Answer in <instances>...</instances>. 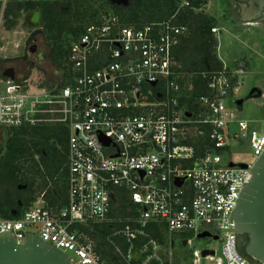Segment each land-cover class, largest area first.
I'll return each instance as SVG.
<instances>
[{"label": "built area", "instance_id": "built-area-1", "mask_svg": "<svg viewBox=\"0 0 264 264\" xmlns=\"http://www.w3.org/2000/svg\"><path fill=\"white\" fill-rule=\"evenodd\" d=\"M68 1L0 0V6L5 11L11 2ZM202 7L181 0L170 18L141 27L125 25L109 10L72 41L69 73L63 70L62 81L39 86L7 79L2 84L0 127L64 125L69 138L66 203L49 205L43 191L23 213L0 217V233H13L18 242L29 232L38 234L67 252L73 264H112L87 228L116 221L111 215L115 189L124 188L136 212L108 240L126 264H173L172 253H165L147 230L151 223L160 225L169 240L188 239L192 264H201L204 249L193 248V239L205 231L222 235L227 264H254L239 249L234 212L255 162L242 167L231 152L234 145H244L255 160L264 153V130L231 106L247 61L228 65L221 60V69L203 72L208 89L194 100L195 109L181 103L186 85L179 80L174 50L189 26L177 20L187 9ZM219 31L212 28L216 37ZM115 236L126 249L113 241ZM224 258L205 256L208 264H223Z\"/></svg>", "mask_w": 264, "mask_h": 264}, {"label": "trees", "instance_id": "trees-1", "mask_svg": "<svg viewBox=\"0 0 264 264\" xmlns=\"http://www.w3.org/2000/svg\"><path fill=\"white\" fill-rule=\"evenodd\" d=\"M79 0L67 3L11 2L6 7V15L15 10L39 9L47 37L53 44L54 56L62 69L68 74L70 63L69 49L77 40L87 23L96 21L110 9L120 21L128 26L141 27L145 23L170 18L177 10L181 0H132L128 7H101L90 14L72 7ZM194 7L200 8L206 0H191ZM62 7H67L66 10ZM177 23L189 26V32L174 50L182 84L186 85L181 103L188 102L195 109L194 100L205 94L208 77L203 72L218 70L223 62L216 49L218 39L212 32L217 27L214 17L205 10L189 8L178 16ZM6 140L0 144V217L9 218L12 211L18 214L28 208L39 194L45 191L49 205H62L67 201V161L69 132L64 125L4 128ZM26 188H19L25 186ZM112 216L118 220L112 224L95 223L94 229L87 232L97 241V249L112 264H126L124 258L115 250L108 236L114 228L130 222L136 212L129 200L127 190L117 188ZM129 220V221H128ZM114 227V228H112ZM113 229V230H112ZM147 230L161 244L168 243V237L160 225L151 223ZM113 241L126 249L121 237ZM142 238L137 240L139 245Z\"/></svg>", "mask_w": 264, "mask_h": 264}, {"label": "rangeland", "instance_id": "rangeland-1", "mask_svg": "<svg viewBox=\"0 0 264 264\" xmlns=\"http://www.w3.org/2000/svg\"><path fill=\"white\" fill-rule=\"evenodd\" d=\"M109 6L113 5L107 0H79L73 5L72 11L78 9L90 14L95 9L101 7L107 9ZM203 6L202 10L214 17L220 27L216 49L218 57L228 65H232L238 59L249 62L248 72L244 75L243 86L238 96H246L255 86L263 91V96L248 100L243 109H239L234 104L231 106L239 111L241 117L258 122L254 123L256 128L264 130V36L250 30L233 31L235 22L224 13L221 0H206ZM66 8L62 7L64 10ZM6 13L7 10L3 11L0 6V87L7 80L5 76L3 77V71L9 68H16L14 78L16 81L30 80L38 83L39 86L59 82L63 69L54 56L53 44L47 37L40 10L21 9L15 10L10 15ZM34 43L38 46L35 53L29 50ZM20 55L29 59L24 58L25 61L22 62L23 58L21 59ZM5 140L4 128H0V144H3ZM231 152L232 159L236 163L256 161L250 147L234 145ZM167 242L163 244L162 249L165 253H172L173 264H182V259L186 256L184 254L192 252L189 245L183 247L169 239ZM193 248L203 250L215 249L218 246L211 237H196L193 239Z\"/></svg>", "mask_w": 264, "mask_h": 264}, {"label": "water", "instance_id": "water-1", "mask_svg": "<svg viewBox=\"0 0 264 264\" xmlns=\"http://www.w3.org/2000/svg\"><path fill=\"white\" fill-rule=\"evenodd\" d=\"M109 1L114 7H128L133 2L132 0ZM255 10L264 14V4H259ZM245 30L256 31L264 36V27L258 21L241 20L233 24V31ZM8 70L9 72L4 76L14 80L15 70L13 68ZM253 94L255 98L261 97V88L253 87L248 97H252ZM235 103L239 109H243L242 100H236ZM104 142L108 144V140L105 139ZM240 166L246 167L247 165L241 163ZM252 173L251 180L241 192L234 219L239 249L252 263L264 264V153L255 161ZM177 184L182 185V181H177ZM19 188H26V185ZM12 215H17V211L13 210ZM207 237L214 236L209 231L198 235V238ZM186 244L183 242V245ZM209 253H215L224 258L223 245L220 244L216 250L204 249L201 264H208L205 256ZM0 264H73V262L67 252L42 240L38 234L29 232L23 242H18L13 233L4 232L0 233ZM223 264H227L225 258Z\"/></svg>", "mask_w": 264, "mask_h": 264}, {"label": "flooded vegetation", "instance_id": "flooded-vegetation-1", "mask_svg": "<svg viewBox=\"0 0 264 264\" xmlns=\"http://www.w3.org/2000/svg\"><path fill=\"white\" fill-rule=\"evenodd\" d=\"M108 2H110L109 0H107ZM252 1V4L254 5V9L255 7H257L259 5V2H261V0H250V3ZM221 3H222V8L224 10V13L225 14H228L229 15V18L230 20H233L234 22L238 23L239 21L243 20V16H242V13L238 14L236 13L237 10H241L240 6L239 5H235L234 4V0H221ZM264 3V0L263 2ZM110 7V6H109ZM111 7H114V6H111ZM256 14H257V17L255 18L256 20L254 21H258L262 27H264V14L262 12H258L257 10H255ZM29 50L33 53H35L37 50H38V46L36 43H34L31 47H29ZM21 59L23 58L22 55L19 56ZM25 60L27 59L26 56H24ZM24 58L21 60L22 62H24ZM29 59V58H28ZM27 59V60H28ZM14 70H16V68H14ZM9 70L6 69L5 71H3V77H4V74L8 73ZM5 79H8L7 76H5ZM6 81V80H5ZM256 87V86H255ZM250 93V92H249ZM262 94H263V91H262ZM249 94H247L246 96H240L237 100H242L243 103H242V106L244 108V105L245 103L250 100V99H254L255 98V94H253L252 97H248ZM2 128V127H0ZM214 237H211L212 240H214L216 243H217V246H219L220 244L223 245V237L221 234L219 233H216V232H213L212 233ZM174 243L177 244H181L183 247H187L188 244H189V241L188 239H181L180 237H174ZM183 242H186L187 244L186 245H183ZM214 249V248H213ZM186 255V256H185ZM185 257H183V262H181L182 264H190L191 263V260H192V257H191V254L189 253H185L184 254ZM185 258V259H184Z\"/></svg>", "mask_w": 264, "mask_h": 264}, {"label": "crops", "instance_id": "crops-1", "mask_svg": "<svg viewBox=\"0 0 264 264\" xmlns=\"http://www.w3.org/2000/svg\"><path fill=\"white\" fill-rule=\"evenodd\" d=\"M263 0H261V2H259V4H264L262 3ZM234 4L235 5H239L241 10H237L236 13L240 14L242 13L243 16V20H256L255 18L257 17L256 12L254 11V5L252 4V1L250 3V0H234ZM233 24H236L233 23ZM248 68H249V62H247ZM63 73V72H62ZM62 73L60 74V81L63 80V77L65 74L62 75Z\"/></svg>", "mask_w": 264, "mask_h": 264}]
</instances>
